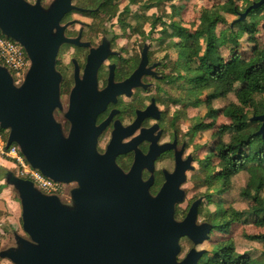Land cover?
<instances>
[{
	"label": "water",
	"instance_id": "95a60500",
	"mask_svg": "<svg viewBox=\"0 0 264 264\" xmlns=\"http://www.w3.org/2000/svg\"><path fill=\"white\" fill-rule=\"evenodd\" d=\"M263 5L264 0L254 2L237 21ZM74 10L82 9L73 0H53L48 7L42 0H0V31L18 42L30 60L20 85L0 64V128L9 132L6 149L16 144L32 168L56 182L76 184L63 202L15 172H3L5 184L18 193L28 238L16 233V246L1 251L0 258L12 264H199L207 251L196 247L210 240L213 230L209 222L198 223L202 199L193 202L182 220L176 219V208L186 198L182 185L186 171L192 169L191 158L188 166L181 168L179 163L167 174L153 196V179L144 181L141 176V153L125 173L115 160L118 144H110L105 154L97 150L101 128L95 126V118L104 104L96 105L107 93L97 91V69L109 53L107 46L91 50L81 79L74 61L77 94L72 93L66 113L73 124L67 136L55 119V110L62 108V75L56 69L59 49L64 43L88 45L80 42L81 36H65L61 21ZM147 62L145 50L135 76L142 75ZM85 90L88 100L93 94L88 111L78 107ZM252 120L261 123L257 135L264 136V114ZM182 238L195 247L180 260Z\"/></svg>",
	"mask_w": 264,
	"mask_h": 264
},
{
	"label": "trees",
	"instance_id": "16d2710c",
	"mask_svg": "<svg viewBox=\"0 0 264 264\" xmlns=\"http://www.w3.org/2000/svg\"><path fill=\"white\" fill-rule=\"evenodd\" d=\"M120 1L82 0L79 7H100L101 13L113 17L115 5ZM125 1L128 2L125 11L129 14L130 5H138L144 0ZM214 1L217 3L202 11L199 23L193 24L192 29L176 21L167 27L171 49L177 54L170 84L173 89H184L183 83L186 84L185 94L174 103L185 101V107L192 109L206 107L205 119L212 121L200 122L194 126L195 131L212 129L218 116L228 121L217 126L213 134L218 142L212 157L218 162L209 161L205 165L204 172L209 174L207 189L221 194L238 174L246 172L248 175L241 192L249 203L248 210L244 212L216 202L217 209L209 219L213 222L212 233L228 232V227L234 222L264 227V136L257 135L261 123L252 120L254 116L264 114V43L261 45L257 38L251 39L261 30L264 32V5L251 10L244 21H237L254 2ZM228 16L237 19L229 23ZM155 26V23L151 24L152 30ZM248 42L250 48L246 49ZM224 50L227 58L223 55ZM230 94L234 95L235 101L220 109L213 107L215 100L226 99ZM225 135L229 136L228 142L223 140ZM205 197L210 199L212 196L208 194ZM202 206L203 200L198 217ZM245 238L264 246V234L245 235ZM263 260L264 252L257 259L249 254H238L233 239H229L216 243L199 264H264Z\"/></svg>",
	"mask_w": 264,
	"mask_h": 264
},
{
	"label": "flooded vegetation",
	"instance_id": "af4514ba",
	"mask_svg": "<svg viewBox=\"0 0 264 264\" xmlns=\"http://www.w3.org/2000/svg\"><path fill=\"white\" fill-rule=\"evenodd\" d=\"M77 7L82 10L67 13L61 25H66L64 33L67 38L76 39L81 36L80 42L88 45L64 43L59 49L56 69L62 75L60 84L62 108L55 110L56 121L62 125L67 136L73 124L66 118V113L70 107L72 93L77 94L75 62L81 79L91 50L107 46L109 53L97 69V91L99 93L107 91L98 98L99 104L96 105L104 104L95 118V126L101 128L96 142L98 152L105 154L110 144H118L115 160L125 173L132 170L137 155L141 153V176L144 181L153 179L150 186V193L153 196L159 193L166 175L174 173L179 163L181 168L188 166V160L191 158L192 169L186 171V181L182 185L184 189L188 174L196 171L195 164L200 161L198 144L201 143L195 138L199 131H195L194 126L190 129L185 127L183 121L186 117L182 114L177 112L171 114L173 101L169 102L162 95L163 84L171 82L172 73L167 72V64L155 59L152 47L144 40L137 51L128 46V36L119 41L117 34L104 26L102 18L106 15L101 13L100 7L96 9ZM72 15L89 19L92 23L82 22L79 18H70ZM75 26H80L79 30H76ZM66 48L72 49L69 76L66 75L62 61ZM145 50L147 65L142 75L135 76L141 67ZM83 95V99L80 95L78 107L88 111L92 105L93 94L89 95V100L87 91ZM74 102L77 105V101ZM174 106L179 107V104ZM156 152L159 154L155 155ZM153 155H155L154 159Z\"/></svg>",
	"mask_w": 264,
	"mask_h": 264
},
{
	"label": "rangeland",
	"instance_id": "374dc122",
	"mask_svg": "<svg viewBox=\"0 0 264 264\" xmlns=\"http://www.w3.org/2000/svg\"><path fill=\"white\" fill-rule=\"evenodd\" d=\"M36 0H31L30 3H34ZM53 0H43L44 7H48ZM82 0H74V4L79 6ZM252 2H258L257 0H251ZM217 1L214 0H144L138 5H130V13L126 14L125 8L128 2L122 0L115 5L114 16L109 15L102 18L104 26L117 34L119 41L121 39H127L128 46L134 50H138V46L146 41L152 47L155 54V59L167 64V72L173 73L174 63L177 59V54L171 49V43L168 39L169 32L167 27L170 26L171 22L176 21L185 27L192 29L193 24L199 23V18L204 9L212 8ZM149 8L147 9V7ZM95 8V7H94ZM244 8V6H243ZM70 18H79L82 22L92 23L91 20L86 18H81L78 15H72ZM234 16H228L227 20L232 23L235 20ZM157 20V21H156ZM155 23V29L152 30L151 24ZM264 23V22H263ZM262 23V24H263ZM107 24V26H106ZM79 30L80 26L74 27ZM257 38L259 43L262 45L264 43V32L260 31V34L256 36H251V39ZM144 40V41H143ZM123 43V42H122ZM133 45L135 48H133ZM119 48V47H118ZM246 49L250 48V43L246 44ZM223 55L227 58V51H223ZM72 57V49L66 48L64 56L62 57L63 67L66 70V75H70L71 66L69 62ZM67 67V68H66ZM174 76L171 74V80ZM163 97L172 102L174 105V100L180 98L181 95L185 94L186 84L183 83L184 89H173L171 84H163L162 86ZM184 91V92H183ZM235 101L233 94L228 95L226 99H217L213 103L215 109H220L228 105L230 102ZM172 104V105H173ZM171 106V114L175 112L182 114L186 117L183 121V125L190 129L192 126H196L200 122L211 123L212 120L205 119L207 109L202 106L198 109L186 108L185 101L179 103V107ZM227 119L223 116H218L215 126L212 129L200 130L196 135V139L201 143L198 144L199 162L195 165L196 171L188 174V181L184 185L186 191V198L184 203L177 206V220H182L189 207L197 199L203 200V206L201 207V214L198 217V223L211 222L213 213L217 209V203L221 202L224 207H234L240 210H248L249 203L241 196V192L246 185L248 180V175L246 172H241L238 174L231 182V185L221 194H216L213 190H208L206 186L207 178L209 174L204 172L205 165L210 162L217 164L218 160L212 157L214 148L218 142L217 139L213 137L214 131L217 126L223 123H227ZM0 134L4 137L3 139L7 141L9 132L7 130L0 128ZM225 142L229 141V136L225 135L223 137ZM1 159L6 161L9 167H4L0 165V252L6 250L10 247L16 246L14 235H18L27 238L22 228V208L18 193L11 186L5 184L2 178V173L5 171L17 172V169L9 158L4 155L0 156ZM203 162V163H202ZM203 164V166H202ZM203 168V169H202ZM76 185L69 184L65 188L68 192L73 189ZM211 195L212 197L206 198V195ZM69 197L61 196V200L65 202ZM215 204H214V203ZM217 202V203H216ZM228 232H217L214 231L210 240L206 241L204 244L197 247V250H206L211 252L216 243L224 242L229 239H233L236 251L238 254H249L252 258H260L264 252V246L262 244L252 242L245 238V235H262L264 234V227H256L253 224H240L234 223L228 227ZM182 253L179 259L182 260L186 254L194 248V244L186 239L182 238L181 241ZM264 263V260H263ZM0 264H12L8 260L0 259Z\"/></svg>",
	"mask_w": 264,
	"mask_h": 264
},
{
	"label": "built area",
	"instance_id": "2783aa9c",
	"mask_svg": "<svg viewBox=\"0 0 264 264\" xmlns=\"http://www.w3.org/2000/svg\"><path fill=\"white\" fill-rule=\"evenodd\" d=\"M0 64L5 66L11 73L14 83L20 85L30 67V60L25 49L13 39L5 36L0 31ZM0 134V153L14 163L19 178L31 181L34 186L47 195H57L61 198L68 197L69 192L66 184L56 182L44 176L39 170L34 169L27 162L19 146L11 145L6 149V140Z\"/></svg>",
	"mask_w": 264,
	"mask_h": 264
},
{
	"label": "crops",
	"instance_id": "0c3cea01",
	"mask_svg": "<svg viewBox=\"0 0 264 264\" xmlns=\"http://www.w3.org/2000/svg\"><path fill=\"white\" fill-rule=\"evenodd\" d=\"M0 156H1V153H0ZM8 164H9V163H7L6 161H4V160L1 159V157H0V165H3L4 167H9Z\"/></svg>",
	"mask_w": 264,
	"mask_h": 264
}]
</instances>
